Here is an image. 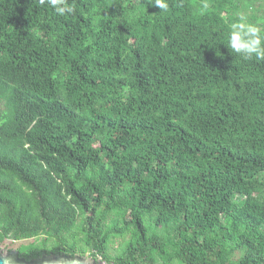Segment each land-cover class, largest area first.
<instances>
[{
    "label": "trees",
    "instance_id": "trees-1",
    "mask_svg": "<svg viewBox=\"0 0 264 264\" xmlns=\"http://www.w3.org/2000/svg\"><path fill=\"white\" fill-rule=\"evenodd\" d=\"M151 2L0 0V245L26 261L264 264V60L227 48L249 0Z\"/></svg>",
    "mask_w": 264,
    "mask_h": 264
},
{
    "label": "clouds",
    "instance_id": "clouds-1",
    "mask_svg": "<svg viewBox=\"0 0 264 264\" xmlns=\"http://www.w3.org/2000/svg\"><path fill=\"white\" fill-rule=\"evenodd\" d=\"M39 3L51 7L55 14L61 17L71 16L75 12L69 0H39ZM150 4L164 12H167L170 7L168 0H152ZM207 7L208 4L205 3L203 8ZM227 48L244 59L264 60V27L249 22L246 16L240 15L230 25L227 34Z\"/></svg>",
    "mask_w": 264,
    "mask_h": 264
},
{
    "label": "water",
    "instance_id": "water-1",
    "mask_svg": "<svg viewBox=\"0 0 264 264\" xmlns=\"http://www.w3.org/2000/svg\"><path fill=\"white\" fill-rule=\"evenodd\" d=\"M0 264H105L96 259H87L85 257L74 255H43L39 259L26 261L19 257V252L16 249L9 251L0 250Z\"/></svg>",
    "mask_w": 264,
    "mask_h": 264
},
{
    "label": "rangeland",
    "instance_id": "rangeland-1",
    "mask_svg": "<svg viewBox=\"0 0 264 264\" xmlns=\"http://www.w3.org/2000/svg\"><path fill=\"white\" fill-rule=\"evenodd\" d=\"M245 4L248 5L247 9L245 8L244 4H243V10L241 11L240 15H244L247 17L249 22L252 23H257L260 24V18L262 17L263 14V7H264V2L262 1H256V0H249V2H246ZM251 8V9H248ZM255 8L256 11H255ZM23 242H27V241H15L14 243L11 242L10 240H7V242L3 245H0V250L2 251H9L11 249H17V247L22 244ZM120 245V241H115V245L114 248H111L109 251V254L111 256H115L116 254H119L121 252L120 248H118V246ZM76 255L82 256L79 253H77ZM82 257H85L89 260L93 259L92 257H90L88 254L87 255H83ZM96 260L98 261H102L105 264H110V262L104 261L101 257H98ZM172 264H180L177 261H174Z\"/></svg>",
    "mask_w": 264,
    "mask_h": 264
}]
</instances>
